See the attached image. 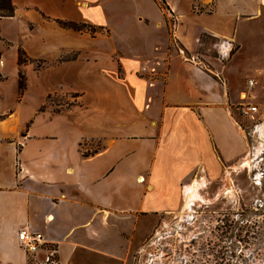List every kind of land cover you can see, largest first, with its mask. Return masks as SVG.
Returning <instances> with one entry per match:
<instances>
[{"label":"crops","instance_id":"1","mask_svg":"<svg viewBox=\"0 0 264 264\" xmlns=\"http://www.w3.org/2000/svg\"><path fill=\"white\" fill-rule=\"evenodd\" d=\"M12 2L0 36L32 59L57 60L21 65L17 97V49L0 54V264H28L23 226L44 236L58 264H91V252L98 264H122L161 214L181 210L193 179L218 181L245 158L249 136L264 139V115L250 114L248 132L234 110L248 78L257 98L264 57L218 62L229 57L225 43L237 45L232 54H264V0H199L202 11L195 0ZM202 35L217 57L197 53ZM55 93L78 99L52 111Z\"/></svg>","mask_w":264,"mask_h":264},{"label":"rangeland","instance_id":"2","mask_svg":"<svg viewBox=\"0 0 264 264\" xmlns=\"http://www.w3.org/2000/svg\"><path fill=\"white\" fill-rule=\"evenodd\" d=\"M199 6V0H195L196 9ZM167 29L172 31V21L167 23ZM10 36L18 37L17 25L13 26ZM201 42L197 53L218 56L213 37L202 35ZM10 45L16 49L18 47V43L0 36V54L1 51L7 53ZM225 46L230 47L229 57L218 60L219 63H224L232 55L235 64L249 56L264 57V54H232L237 45L225 43ZM74 55L73 52L61 54L58 59ZM30 59L32 61L29 62L36 68L57 60L43 62L42 59ZM21 69L24 71L22 66ZM232 73L234 79L239 81L245 71L235 67ZM262 82L261 90L260 82H257V98L253 99L260 115H264V77ZM76 99L75 94L72 97L55 93L47 98V105L52 111H57ZM234 110L242 126L248 132L252 131L256 116L243 115L239 105ZM249 140L251 147L245 158L232 167L224 168L218 181H209L200 176L193 179L189 183L194 186L193 196L189 198L190 192L185 189L181 210L161 214L154 222L152 231L127 251L122 264H264V139L258 140L253 135L249 136ZM95 148L97 143H91L89 149L92 151ZM101 258L91 252L86 259H91V264H98Z\"/></svg>","mask_w":264,"mask_h":264},{"label":"built area","instance_id":"3","mask_svg":"<svg viewBox=\"0 0 264 264\" xmlns=\"http://www.w3.org/2000/svg\"><path fill=\"white\" fill-rule=\"evenodd\" d=\"M253 86L254 79L248 78L242 95V101L239 103V111L243 115L254 114L258 111V106L253 102ZM17 239L20 247L27 255L28 264H58L55 248L47 244L44 236L40 232L29 230L23 226L17 231ZM40 249L44 250V257L40 262L34 261L32 254Z\"/></svg>","mask_w":264,"mask_h":264},{"label":"trees","instance_id":"4","mask_svg":"<svg viewBox=\"0 0 264 264\" xmlns=\"http://www.w3.org/2000/svg\"><path fill=\"white\" fill-rule=\"evenodd\" d=\"M161 7L165 8L164 0H157ZM14 5L12 0H0V18L1 17H8L12 16L14 14ZM198 11H202L201 7L197 8ZM58 23L63 27H72L77 30H83V29H89L91 32H94L96 28L94 26H89L83 23H77L73 21H62L58 20ZM32 61L30 57L25 53V51L18 46L17 47V64L19 66L26 64L27 62ZM2 79V76L0 75V80ZM25 88V74L24 71L19 68L18 69V79H17V97H20L22 95V92ZM49 97V96H48ZM44 106H41L40 109H42ZM97 148H95L93 151H96Z\"/></svg>","mask_w":264,"mask_h":264},{"label":"bare ground","instance_id":"5","mask_svg":"<svg viewBox=\"0 0 264 264\" xmlns=\"http://www.w3.org/2000/svg\"><path fill=\"white\" fill-rule=\"evenodd\" d=\"M187 191L190 192L189 197H190V196L192 197L193 195H192V193H191V192H192V191H191V186L188 187Z\"/></svg>","mask_w":264,"mask_h":264}]
</instances>
